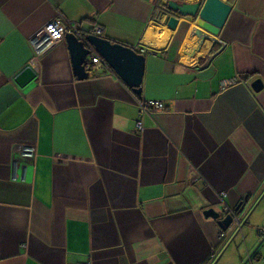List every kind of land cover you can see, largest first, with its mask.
<instances>
[{
	"label": "crops",
	"instance_id": "obj_1",
	"mask_svg": "<svg viewBox=\"0 0 264 264\" xmlns=\"http://www.w3.org/2000/svg\"><path fill=\"white\" fill-rule=\"evenodd\" d=\"M167 1L0 0V264H210L205 212L264 200V0H228L214 44L170 29ZM59 18L146 49L142 96L110 66L79 80L66 39L34 72Z\"/></svg>",
	"mask_w": 264,
	"mask_h": 264
},
{
	"label": "water",
	"instance_id": "obj_2",
	"mask_svg": "<svg viewBox=\"0 0 264 264\" xmlns=\"http://www.w3.org/2000/svg\"><path fill=\"white\" fill-rule=\"evenodd\" d=\"M167 10L175 15L169 16L167 26L175 30L180 23L179 17L196 19L197 26L190 28V34L197 36L203 41H211L217 43L216 37L226 24L229 14L233 10V5L225 0H200L199 2L188 3L178 0H168ZM67 44L73 59V68L79 80H86L89 73L86 70L87 56L90 50L84 46L75 34H69L66 37ZM88 43L94 46L96 52L114 69L116 74L124 80L125 83L132 89L133 92L142 96V85L146 71V55L140 54L133 47L125 44L114 43L110 39L100 38L98 36H89ZM200 49L197 46L191 52H183L187 60L194 57ZM252 87L259 91L263 89L262 81L256 80ZM241 203L236 206V210L240 211ZM242 212V211H241ZM240 212V213H241ZM215 209L205 212L206 218L218 221L219 226L225 232L231 228L234 220L231 215H225Z\"/></svg>",
	"mask_w": 264,
	"mask_h": 264
},
{
	"label": "built area",
	"instance_id": "obj_3",
	"mask_svg": "<svg viewBox=\"0 0 264 264\" xmlns=\"http://www.w3.org/2000/svg\"><path fill=\"white\" fill-rule=\"evenodd\" d=\"M69 34H75L78 39L84 43V46H86L90 53L87 56V65L86 68L93 70V69H104V70H110L108 63L105 61L103 57L100 56L98 52H96L94 46L90 45L88 43L87 38L89 36H98L100 38H104L103 29L99 26L93 27L90 30L83 29L82 23L77 21H63L62 19H54L50 22H48V25L43 27L39 32L36 33L34 37L30 39L31 46L34 50V56L32 57L29 67L37 73L40 69V58L49 50L54 48L60 41L66 39L67 35ZM136 51L140 54L145 55L147 52L146 49H144L141 45L135 47ZM240 79L238 77L231 78V79H223L220 82V88L221 90L230 89L231 86H235L239 84ZM164 107V103L161 101H151L147 100L144 103H142L141 106V114H145L148 112V110H160ZM137 128H139L140 131L143 130L142 123L140 121L137 122ZM30 152V151H28ZM226 193L224 192L221 194V197H224ZM251 207V206H250ZM249 206L247 209H243L242 212H238L235 209L226 207V213L225 215H231L233 217V224L231 227L233 228H241L243 224H245L246 219L244 217L245 212L249 211ZM261 236L264 237V228H261L260 230ZM227 236L226 231L224 232L221 228L219 230V239L224 240ZM263 264H264V258H263Z\"/></svg>",
	"mask_w": 264,
	"mask_h": 264
},
{
	"label": "rangeland",
	"instance_id": "obj_4",
	"mask_svg": "<svg viewBox=\"0 0 264 264\" xmlns=\"http://www.w3.org/2000/svg\"><path fill=\"white\" fill-rule=\"evenodd\" d=\"M245 212L248 221L241 228H229L227 236L218 242L210 264H263L264 237L260 234L264 218V200L253 203ZM261 223V224H260Z\"/></svg>",
	"mask_w": 264,
	"mask_h": 264
},
{
	"label": "trees",
	"instance_id": "obj_5",
	"mask_svg": "<svg viewBox=\"0 0 264 264\" xmlns=\"http://www.w3.org/2000/svg\"><path fill=\"white\" fill-rule=\"evenodd\" d=\"M262 196L263 195L261 193H260V196H256V197L249 196L244 202L241 203L240 208L241 209H247L250 204L252 205L253 203L259 202ZM210 261H213V259H211Z\"/></svg>",
	"mask_w": 264,
	"mask_h": 264
},
{
	"label": "flooded vegetation",
	"instance_id": "obj_6",
	"mask_svg": "<svg viewBox=\"0 0 264 264\" xmlns=\"http://www.w3.org/2000/svg\"><path fill=\"white\" fill-rule=\"evenodd\" d=\"M249 206H251V204L249 205ZM236 210V209H235ZM243 209H241L240 211H238V212H241Z\"/></svg>",
	"mask_w": 264,
	"mask_h": 264
},
{
	"label": "bare ground",
	"instance_id": "obj_7",
	"mask_svg": "<svg viewBox=\"0 0 264 264\" xmlns=\"http://www.w3.org/2000/svg\"><path fill=\"white\" fill-rule=\"evenodd\" d=\"M192 36V35H191Z\"/></svg>",
	"mask_w": 264,
	"mask_h": 264
}]
</instances>
